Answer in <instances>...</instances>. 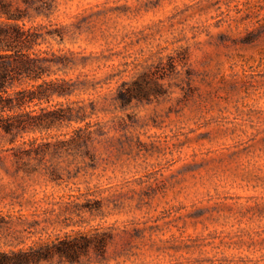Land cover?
<instances>
[{"label":"rangeland","instance_id":"1","mask_svg":"<svg viewBox=\"0 0 264 264\" xmlns=\"http://www.w3.org/2000/svg\"><path fill=\"white\" fill-rule=\"evenodd\" d=\"M5 1L95 131L0 135V250L97 230L102 255L61 264H264V0Z\"/></svg>","mask_w":264,"mask_h":264},{"label":"trees","instance_id":"2","mask_svg":"<svg viewBox=\"0 0 264 264\" xmlns=\"http://www.w3.org/2000/svg\"><path fill=\"white\" fill-rule=\"evenodd\" d=\"M24 15L22 10L13 11L8 2L0 0V17L6 18L0 20V135H9L12 143L19 134L21 137L23 133L46 131L63 123L83 122L82 127L72 130L69 139L60 142H70L86 150L87 141L95 131L87 121L94 107L90 104L88 108L79 100L53 102L54 97L66 98L73 93L70 81L57 75L65 60L54 51L35 50L40 44L38 34L17 22ZM146 95L142 81L134 80L131 84L123 81L117 87L121 108ZM35 142V138L28 141L29 149L12 150L15 162L29 156L32 150L38 153L36 147L32 149ZM108 237L107 233L95 230L92 234L56 236L37 245L2 249L0 264H41L53 260L58 264L73 263L90 248L102 255Z\"/></svg>","mask_w":264,"mask_h":264}]
</instances>
